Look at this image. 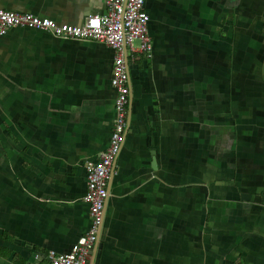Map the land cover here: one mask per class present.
<instances>
[{
    "label": "crops",
    "instance_id": "1",
    "mask_svg": "<svg viewBox=\"0 0 264 264\" xmlns=\"http://www.w3.org/2000/svg\"><path fill=\"white\" fill-rule=\"evenodd\" d=\"M82 24L106 0H0ZM129 126L93 264H264V0H147ZM115 51L0 38V264H48L91 225L86 164L110 143Z\"/></svg>",
    "mask_w": 264,
    "mask_h": 264
},
{
    "label": "built area",
    "instance_id": "2",
    "mask_svg": "<svg viewBox=\"0 0 264 264\" xmlns=\"http://www.w3.org/2000/svg\"><path fill=\"white\" fill-rule=\"evenodd\" d=\"M106 4L104 12L91 14L78 25L58 23L50 17L0 7V38L13 27H26L50 31L58 37L91 38L115 51L112 85L117 92L116 118L110 143L96 161L86 164L87 191L83 201L89 206L90 229L79 237L69 252L51 250L47 255L48 264H93V253L104 225L109 181L115 172L129 126L131 82L128 58L133 52L149 54L153 50L147 0H106ZM136 40L139 41L138 46L135 45Z\"/></svg>",
    "mask_w": 264,
    "mask_h": 264
},
{
    "label": "rangeland",
    "instance_id": "3",
    "mask_svg": "<svg viewBox=\"0 0 264 264\" xmlns=\"http://www.w3.org/2000/svg\"><path fill=\"white\" fill-rule=\"evenodd\" d=\"M149 23H150V21H149ZM138 44H139V41L136 40V41H135V45L138 46Z\"/></svg>",
    "mask_w": 264,
    "mask_h": 264
},
{
    "label": "water",
    "instance_id": "4",
    "mask_svg": "<svg viewBox=\"0 0 264 264\" xmlns=\"http://www.w3.org/2000/svg\"><path fill=\"white\" fill-rule=\"evenodd\" d=\"M129 60H130V59L128 58V65L130 64Z\"/></svg>",
    "mask_w": 264,
    "mask_h": 264
}]
</instances>
